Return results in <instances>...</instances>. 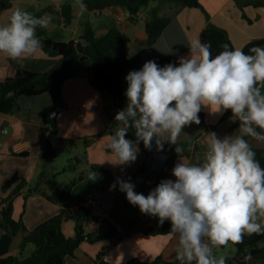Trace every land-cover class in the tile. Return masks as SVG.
I'll return each instance as SVG.
<instances>
[{"label":"crops","instance_id":"obj_1","mask_svg":"<svg viewBox=\"0 0 264 264\" xmlns=\"http://www.w3.org/2000/svg\"><path fill=\"white\" fill-rule=\"evenodd\" d=\"M64 2L65 0H59L57 5L55 0H15L12 7L0 13V24L7 22L13 8H21L33 14L49 8L44 14L51 17L47 32L60 40L79 38L88 21L92 23L97 36L104 35L116 24L130 36V41L114 50L116 66L123 78L129 71L139 70L143 63L150 59H154L160 66L169 62L176 63L178 55L187 53L186 45L191 39L199 38L202 41V32L209 22L225 28L236 48L243 49L250 40L264 37V5L248 3L242 7L237 0H202L203 7H190L179 1H153L140 11L136 21L130 20L128 9L122 6H110L97 12L87 7L83 16L78 15V8L74 7L75 17L70 23L61 13ZM155 11L161 17H170L171 21L160 38L151 43L146 30V20L152 18ZM245 14L252 21L245 17ZM169 49L175 50L176 54L162 53ZM58 59L59 56L47 55L42 49L35 57L25 60L22 67L18 62L0 53V82L7 78L11 69L43 71L53 66ZM90 77V69L85 68L76 76L67 79L62 88L65 107L57 117L58 130L61 136L69 140L67 150L83 156V162L86 164L81 172L84 178L76 183L72 193L63 201L51 200L40 191L29 192V188L34 186L46 189L45 191L56 196L61 191L59 187L55 188V191L50 190L48 183L51 182L49 177L52 172L45 166L47 136L52 127L44 120V114L47 108L54 105L52 95L19 94L16 96L14 110L11 113H0V202L2 198L10 197L17 186L16 183L4 190L7 179L13 176L27 179L29 185L14 197L13 217L22 219L29 229L36 228L65 209L91 205L102 192L110 190V185L117 177L125 181L130 179L135 185V191L144 195L159 184L156 183L151 169L141 171L146 155L140 145L136 161L128 165L114 166L106 161L114 159L105 150L104 144L117 129L111 132L108 125L110 119L115 120L118 109L114 106L110 114L104 110V96L92 85ZM203 112L205 121L201 120V124H192L185 128L178 140L180 142L193 137L203 139V145L194 148L192 155H184L190 160L196 153L204 151L208 131H215L218 136L223 137L232 134L238 127V122L232 123L230 117L221 120L223 116H209L206 111ZM5 129L7 132L3 131ZM250 143L254 147L264 148V143H258L251 138ZM178 161L179 157L176 163ZM151 162L152 159L149 161L150 166ZM92 164L102 165L104 170H92ZM125 168L128 173L123 177L120 171ZM89 171L97 173L98 178L95 181L88 180ZM167 179L175 180L172 171ZM113 191L116 193V207L109 212L108 217L120 229L121 237L96 243L83 242L75 255L68 256L66 264H127L133 258L151 261L158 256L176 259L174 235L147 234L145 229L158 218L145 215L140 212L138 206L130 204L126 193L119 190V185ZM0 216V254L20 258L31 255L36 245L29 243L22 249L20 245L24 232L19 231L12 235L2 227L4 216L1 213ZM88 226L91 227L92 224ZM63 229L68 236H73L76 232L75 222L66 220ZM103 249L105 254L98 258ZM247 264H257V260L252 258Z\"/></svg>","mask_w":264,"mask_h":264},{"label":"clouds","instance_id":"obj_2","mask_svg":"<svg viewBox=\"0 0 264 264\" xmlns=\"http://www.w3.org/2000/svg\"><path fill=\"white\" fill-rule=\"evenodd\" d=\"M73 7L80 16L87 12L83 0H75ZM50 23L47 15L11 9L7 22L0 24V53L23 67L42 51L36 29ZM186 47L176 63L160 66L150 59L128 72L127 104L115 115L121 126L104 144L114 157L106 161L114 166L136 161L140 142L151 150L154 141L157 151L165 143L176 145L179 161L171 170L175 180L162 179L144 195L130 179L117 177L110 190L119 185L141 213L157 217L160 225L170 222L179 264H227L216 249L242 244L246 235L264 234V167L246 139L264 143V46L254 45L245 53L223 44L214 57L211 43L199 38ZM162 53L176 54L171 49ZM201 111L217 117L230 112L238 127L223 137L208 131L204 151L190 160L178 140L185 128L201 124ZM129 129L134 140L128 138ZM97 178L89 171L88 180ZM243 259L250 261L251 253Z\"/></svg>","mask_w":264,"mask_h":264},{"label":"trees","instance_id":"obj_3","mask_svg":"<svg viewBox=\"0 0 264 264\" xmlns=\"http://www.w3.org/2000/svg\"><path fill=\"white\" fill-rule=\"evenodd\" d=\"M153 1H179L190 7H203L202 0H83L90 10L96 12L110 6L125 7L128 9L130 13L129 18L132 21L138 20V13ZM237 1L242 7L248 3L257 6L264 5V0ZM14 3L15 0H1L0 13L12 7ZM73 5V0H65L62 5L61 13L68 23L72 22L75 17ZM48 10L49 8L38 10L34 15L37 17L44 16ZM245 17L248 18L246 14ZM248 19L252 21L251 18ZM170 21V17H161L156 11L152 18L146 20V30L151 43L156 42L160 38ZM36 30V34L42 42L44 52L47 55L59 56V59L53 66L43 71L11 69L7 78L0 82V113H11L16 108V96L19 94L38 95L50 93L54 99V103L59 99H63L62 88L64 82L76 76L85 68L91 71L90 81L92 85L104 96V110L108 114H110V110L114 106L118 110L126 107L127 97L125 92L127 89V81L118 71L114 58V50L116 47L130 41V36L118 25L111 26L107 33L102 36H97L92 23L88 21L84 25L81 36L71 40L57 39L49 35L46 28L38 27ZM202 42L211 43L213 57L223 50L221 47L223 44H228L230 50L236 48L229 32L213 22H209L204 28ZM254 45L264 46V37L250 40L242 50L247 53ZM13 89L17 90L16 95L7 98V94ZM50 108L46 109L44 120L50 123L53 129H57L58 119H49L48 117ZM230 116V112H225L221 120H225ZM200 119L205 121V113L203 111L200 113ZM120 126L119 122L110 119L108 130L114 132V129ZM128 138L135 139L133 129H129ZM196 139L197 137H193L189 140L178 142L185 149L183 155H192ZM246 139H249L250 142V138L246 137ZM154 144L155 142L153 141ZM139 145L146 155L141 171L151 169L156 183H159L162 179H167L169 172L179 157L175 152L176 145L165 143L164 149L171 150L172 154L167 159L166 165L159 170L152 169L149 164L153 156V147L151 150H148L144 148L143 142H140ZM190 146L192 151H189ZM253 149L256 152L257 160L264 167V148L253 146ZM83 161V156L75 154L73 162L64 167V169H77V164ZM91 169L102 171L104 167L99 164H92ZM42 176L43 174L40 178ZM83 178L84 175L81 173L78 178L66 183L57 196L37 186L30 187L29 192L40 191L51 200L63 201L72 193L76 183ZM16 183L17 186L13 189L11 196L2 198L0 202V204L8 202V205L0 210V213L4 216L1 225L12 235L17 234L19 231L24 232L20 245L22 249L29 243H34L36 249L31 255L24 258L15 255L5 256L0 254V264H66L68 256L75 255L77 248L83 242L96 243L105 240H115L121 237L118 226L109 217L97 215L93 212L90 205H79L71 209H65L61 213L42 222L36 228L29 229L22 219L17 220L13 217L14 197L21 189L29 185L28 180L19 176H13L6 180L3 189L7 190ZM66 220H73L75 222L76 232L73 236H68L64 232L63 224ZM89 224H92V226L89 227ZM145 232L150 235L171 233L170 222L166 221L163 225H160L157 219L145 229ZM236 247L235 254L226 257L227 264H247L248 261H245L243 258L249 252L252 258L257 260V264H264V234L246 235L243 243L236 245ZM104 254L105 249L98 254V258H101ZM127 264H179V261L158 256L151 261L133 258Z\"/></svg>","mask_w":264,"mask_h":264},{"label":"water","instance_id":"obj_4","mask_svg":"<svg viewBox=\"0 0 264 264\" xmlns=\"http://www.w3.org/2000/svg\"><path fill=\"white\" fill-rule=\"evenodd\" d=\"M17 90L13 89L7 94V98H11L16 95ZM65 107V102L62 99L57 100L50 108L48 117L49 119H56L62 109ZM69 140L66 137L60 135L57 129H51L47 136V145L45 150V160L47 162L54 161L60 154H62L68 147ZM172 151L163 149L157 151L155 144L153 145V157L151 167L154 170L162 169L167 162V159L171 156ZM1 219V216H0Z\"/></svg>","mask_w":264,"mask_h":264},{"label":"rangeland","instance_id":"obj_5","mask_svg":"<svg viewBox=\"0 0 264 264\" xmlns=\"http://www.w3.org/2000/svg\"><path fill=\"white\" fill-rule=\"evenodd\" d=\"M1 1V0H0ZM146 8V7H145ZM75 156L74 152H70L69 150H65L62 154H60L54 161L52 162H45V166L49 168L52 172V176L49 177L51 182L48 183L50 190H54L55 188L62 187L66 184L71 182L73 179L78 178L83 171L82 169L85 168L86 164L84 162L77 164V169H68L65 170L64 167L69 165L73 162V157ZM237 250L236 245H231L227 247H222L220 249H216L215 252L217 256L223 255L225 257L231 256L235 254Z\"/></svg>","mask_w":264,"mask_h":264},{"label":"built area","instance_id":"obj_6","mask_svg":"<svg viewBox=\"0 0 264 264\" xmlns=\"http://www.w3.org/2000/svg\"><path fill=\"white\" fill-rule=\"evenodd\" d=\"M140 12L138 13V15ZM4 132H7V129L3 130ZM204 141L201 137H197L195 143H194V148L196 146L203 145ZM128 173V169H122L120 171V174L123 177H126ZM142 178L145 179V176L142 175ZM155 179V178H154ZM8 205V202H4L0 204V210H2L5 206ZM93 212H95L97 215H100L102 217H108L109 212L116 207V193L113 190H107L105 192H102L98 198L92 202L90 205Z\"/></svg>","mask_w":264,"mask_h":264}]
</instances>
